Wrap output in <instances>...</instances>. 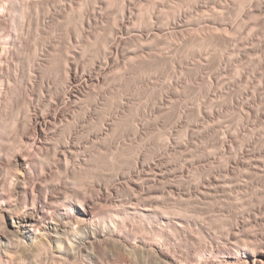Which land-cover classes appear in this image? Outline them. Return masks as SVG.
Returning a JSON list of instances; mask_svg holds the SVG:
<instances>
[{"label": "rangeland", "instance_id": "1", "mask_svg": "<svg viewBox=\"0 0 264 264\" xmlns=\"http://www.w3.org/2000/svg\"><path fill=\"white\" fill-rule=\"evenodd\" d=\"M0 4L1 183L21 148L36 191L117 208L150 250L100 264H153L157 233L178 259L264 264V0Z\"/></svg>", "mask_w": 264, "mask_h": 264}, {"label": "bare ground", "instance_id": "2", "mask_svg": "<svg viewBox=\"0 0 264 264\" xmlns=\"http://www.w3.org/2000/svg\"><path fill=\"white\" fill-rule=\"evenodd\" d=\"M42 128L39 134L43 132V129H46ZM34 145L32 143L31 147ZM20 149L13 152L12 161L8 164V169L5 170H9L10 173L8 177L9 187L0 182V264H47L49 261L50 264H67L69 259L73 260L81 256H86L91 262L100 264L101 260L96 255L95 246L103 248L105 253H110L106 250H114L115 252L123 250L128 253V256H133L136 251L146 252L150 250L145 243L133 246L129 243L130 239L124 238L126 230L124 231L122 228V221H120L122 220V214L117 208L114 212L102 218L95 212L92 204L87 200H81L82 196L80 197L77 193L74 196L69 193L73 198L72 196L68 198L70 195L66 196L63 193L64 196L61 193L54 196L52 192L51 195L48 190L46 192L42 188L36 191V183L34 182L30 163L32 158L29 156L30 154L28 155ZM65 157L67 158V156ZM57 183L56 185H59V182ZM80 185L82 184L80 183ZM78 186L79 184L77 188ZM79 189L80 187L77 190ZM134 207H132V212L128 210V213L134 212L135 216L138 215L139 218H147L148 213L146 212L150 210L149 208L135 211ZM156 235V238H154L156 250H153L154 255L151 258L153 264L261 263L257 259L243 262L230 253L221 257L220 249L215 253H211V256L206 254L208 257L203 263L190 259H178L165 250L163 243L165 237L158 233Z\"/></svg>", "mask_w": 264, "mask_h": 264}]
</instances>
